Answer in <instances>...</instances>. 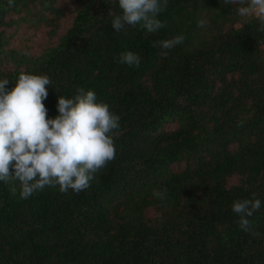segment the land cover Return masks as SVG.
Segmentation results:
<instances>
[{
    "label": "trees",
    "instance_id": "1",
    "mask_svg": "<svg viewBox=\"0 0 264 264\" xmlns=\"http://www.w3.org/2000/svg\"><path fill=\"white\" fill-rule=\"evenodd\" d=\"M237 7L168 0L156 33H117L118 0H0L9 89L47 75L48 118L77 87L120 117L115 159L79 194L21 199L18 181L0 182V264H264V32ZM126 51L139 67L117 62ZM253 194L245 232L231 206Z\"/></svg>",
    "mask_w": 264,
    "mask_h": 264
},
{
    "label": "clouds",
    "instance_id": "2",
    "mask_svg": "<svg viewBox=\"0 0 264 264\" xmlns=\"http://www.w3.org/2000/svg\"><path fill=\"white\" fill-rule=\"evenodd\" d=\"M236 4L241 18L254 17L264 32V0H223ZM13 6L14 0H8ZM168 0H118L120 13L110 10L112 28L125 32L139 26L156 33L165 24L158 16ZM207 21H197L198 28ZM184 36L153 42V47L167 50L184 42ZM162 55H167L162 51ZM118 63L139 67L141 59L132 51L120 53ZM12 83V82H11ZM52 81L47 75L21 72L8 88V79H0V182L18 181L21 199H28L46 187L58 186L61 193L69 190L79 194L91 186L95 175L116 157L114 138L119 134L120 117L103 101L98 102L92 90L77 87L72 98L58 96L55 118H48L43 101L47 99ZM164 191L153 190L154 197L163 199ZM262 202L253 194L251 199L235 200L231 210L238 217V226L249 232L248 219L261 209ZM258 235V234H257Z\"/></svg>",
    "mask_w": 264,
    "mask_h": 264
},
{
    "label": "rangeland",
    "instance_id": "3",
    "mask_svg": "<svg viewBox=\"0 0 264 264\" xmlns=\"http://www.w3.org/2000/svg\"><path fill=\"white\" fill-rule=\"evenodd\" d=\"M250 18H251V17H249V18H243V19L241 20L242 24L248 22V20H249ZM24 25H26V24H24ZM24 25H23V26H24ZM47 38L50 39V38H51V35L49 34V36H47V37L45 36L44 41H46ZM33 41H36V38H34Z\"/></svg>",
    "mask_w": 264,
    "mask_h": 264
}]
</instances>
